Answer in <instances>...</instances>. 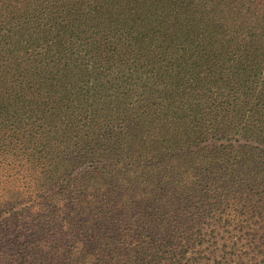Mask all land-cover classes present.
Returning a JSON list of instances; mask_svg holds the SVG:
<instances>
[{"label":"trees","instance_id":"obj_1","mask_svg":"<svg viewBox=\"0 0 264 264\" xmlns=\"http://www.w3.org/2000/svg\"><path fill=\"white\" fill-rule=\"evenodd\" d=\"M0 264H264V0H0Z\"/></svg>","mask_w":264,"mask_h":264}]
</instances>
